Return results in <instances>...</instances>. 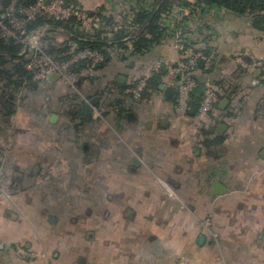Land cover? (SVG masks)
<instances>
[{"label": "crops", "instance_id": "1", "mask_svg": "<svg viewBox=\"0 0 264 264\" xmlns=\"http://www.w3.org/2000/svg\"><path fill=\"white\" fill-rule=\"evenodd\" d=\"M73 1L80 6L78 0ZM83 2L80 7L100 21L95 27L98 29L89 34L93 35L102 29L104 33L100 36L109 43L116 42V33L109 32L112 27L106 26V18L113 19L110 23L113 27L124 22L128 24L126 17L131 11L152 4L151 0ZM179 9H184L179 11V16L169 14L168 18L164 19L170 37L155 49L152 55L136 58L128 64L117 59L113 64L102 67L96 73L101 83L99 89L95 93L90 88L85 92L87 97H93L97 92L102 94L97 110L105 113L108 119L102 120L106 130H97L103 140V147L99 150L101 160L97 166L100 171L98 175L104 187H112L113 193L109 196L115 202L114 209L110 210L109 214L104 213V210V218L113 220L116 235L128 229L129 232H125H128L131 242L136 240L139 234H148V242L141 241L140 246L132 245L131 242L114 246L116 258L112 261L110 259L108 263L103 259L102 263L177 264L182 257L186 264H258L261 262V251H264V242L261 243L262 239L264 241V235L260 237L264 230V68H243L239 62L240 59L244 60L243 63L253 62L245 48H249L255 39L260 41L261 37L259 34L251 35L250 40L244 36L239 37L244 25H249V22L235 18L227 12L214 11L207 14L210 20L217 21L216 23L225 20V27H217V24L202 27L198 23L203 18L191 17L189 8H174L175 12ZM182 14L183 17L190 18L187 23L188 32L180 26ZM233 24L242 25V30L237 31L238 29L232 27ZM199 28L202 33H195ZM180 35L192 43L202 42V38L208 37L216 49L215 62L202 67L209 70L208 74L200 71L198 76L200 85L210 81L224 95L220 97L213 114L199 124L196 112L191 114L188 120L177 114L175 85L167 77L169 68L180 56L176 46ZM131 37L126 36L122 41ZM247 41L249 46H240ZM122 52L124 51L115 50V55ZM258 59L264 63V56L261 57V54ZM157 62H163L164 65L160 85L164 84L171 89V94L160 90V85L157 90H149L143 99H130L126 93L129 96L131 93H122L123 88H131L140 77L148 74ZM58 83V80L48 81L49 87ZM110 87L113 94L107 93ZM83 98L84 96L81 97L84 105ZM223 99H228L229 102L221 108ZM38 114L39 122L48 115H43L41 110H38ZM52 114L54 113H50V116ZM12 116L0 115V154L7 156V163L2 164L0 170L7 172L2 179L10 195L7 202L63 200L64 196L56 192L48 195L43 192V186H54L55 179L60 176V170H71L72 163H48L64 152L59 146L56 132L49 133L52 137L51 145L54 146L45 147L44 150L41 146H36L33 150L36 153L34 162L26 163L23 167L20 165V148L19 151L8 150L11 134L6 132ZM192 122V127H189ZM47 123L53 126L49 118ZM19 137L20 134L16 133L13 138ZM32 170L39 180L34 188V197L30 194L27 196L24 193L26 188L21 185L24 174L27 175V172ZM39 170H43L45 175L38 174ZM111 171V175L107 174ZM215 182H221L227 192L214 194ZM102 198L104 202L111 201L105 194ZM9 205L6 206L7 212H1L3 217L0 222V234L4 239L0 238V264L76 263L77 260L61 259V251L67 249L68 243H44L39 237L24 246L27 251L43 252L37 260H27L25 256L17 253L15 248L25 240L22 234H27L22 230L25 217L10 212ZM50 218H46V224L58 229L57 223L53 225L49 222ZM207 218L213 220L216 229L218 220H222L224 228L221 234L226 237L225 242L229 243L224 249L207 238L201 226L202 220ZM103 223L102 229L105 230L106 221ZM30 229L29 233L38 235L35 228ZM15 230L18 233L17 239L13 238ZM52 232L53 230L50 231ZM171 234H174L173 238L170 237ZM232 234L251 238L248 241L239 238L244 242H238L228 238V235ZM201 236H205L202 244L199 242ZM102 239L106 244L105 237ZM78 245L84 249L86 247L84 244ZM126 247L133 260L120 255ZM225 249L237 252L247 250L250 260L243 261V256H237L235 262L221 252ZM103 252H107L105 246ZM78 263L86 264L83 259L78 260Z\"/></svg>", "mask_w": 264, "mask_h": 264}, {"label": "rangeland", "instance_id": "2", "mask_svg": "<svg viewBox=\"0 0 264 264\" xmlns=\"http://www.w3.org/2000/svg\"><path fill=\"white\" fill-rule=\"evenodd\" d=\"M80 3V6L84 4L83 0H78ZM10 3V2H9ZM55 5V4H53ZM51 5V6H53ZM77 5V8H79V17L83 18V14H87V10H84L82 7ZM8 7V5H7ZM55 6H53L51 9L54 10ZM88 7V6H86ZM181 8V7H179ZM178 9V8H177ZM3 10V9H2ZM6 10V9H5ZM11 10V9H10ZM184 10V9H183ZM6 13V12H5ZM45 13V12H44ZM49 15L50 14H46ZM90 16V15H89ZM92 17V16H90ZM180 18H184L183 14ZM199 18V17H198ZM203 20L199 21V26H207L208 24L214 25L217 24V27H225L224 25L225 20L217 21L210 20V16H207L206 14L204 17H202ZM18 20H22L19 17L15 18ZM12 23L15 24V32L16 29H19V26L17 21L11 20ZM10 22V24L13 26V24ZM83 24V23H82ZM249 25H244V28L242 25H235L233 24L232 27H235V29H238L237 31L240 32L242 30L241 36H244L245 38L252 37L253 34H259L261 37L260 41H257L256 39L253 40L252 44L250 45L247 42L244 44H240V46L247 47L250 45L249 48H245L246 52L248 53V56L252 58V63H243L244 60L240 59L241 66H246V68L250 69H256V68H264V63L261 62L260 59H258L259 54H261V57L264 56V34L254 32L253 29ZM119 25V26H118ZM116 27H112L111 32H116L121 30L124 26L123 24H118ZM167 26V24H164ZM123 26V27H122ZM171 26V25H168ZM97 27V26H95ZM93 27V28H95ZM81 30L89 33L90 31L84 26L81 25ZM98 28H95L94 31H96ZM105 29V28H104ZM108 29V28H107ZM106 30V29H105ZM111 30V28L109 29ZM37 30H31V33L24 35L21 32H25V29H21L20 33L18 34V37H15L14 39L18 41L19 44H21V51L19 55L23 54L22 56L28 60V62L32 61L34 58V55L37 53L38 50H42L44 53H46L48 56H51L47 50V38H51L55 41L56 44H64L66 40L70 38L68 36L69 34L66 33L64 29L61 28H51L47 30H42L39 34H34ZM244 31V32H243ZM26 32H30L27 31ZM12 33V30H11ZM179 33V32H177ZM14 34V33H12ZM180 34V33H179ZM22 37V38H21ZM27 37H29L27 40ZM181 37V35H180ZM201 38V37H199ZM26 40V41H25ZM239 47V46H236ZM195 48H197L195 46ZM243 48V47H242ZM181 55V54H179ZM52 57V56H51ZM178 60L180 59V56L178 57ZM243 61V62H242ZM246 61V60H245ZM30 63L27 65V69L29 70ZM163 64V62H162ZM32 73V72H31ZM97 73V72H96ZM198 73V72H197ZM36 76V74L33 73V78ZM94 77L98 78V75L95 74ZM143 77V76H142ZM141 78V77H140ZM151 78V77H150ZM36 80V79H35ZM82 79L80 81H83ZM48 81V80H47ZM47 81H39V88L37 90H33L31 92H28L27 94H24L25 91H19V94L17 96V106L15 113L13 114L12 118L10 119L8 127V131L6 134H11L9 138V144L10 147L9 151L18 150L19 148L21 150V166H26V163H33V158L35 157L34 148L36 146H41L44 150L45 147L49 148L51 145L52 137L49 133L52 132H65L68 131L66 128V123L62 122L57 126H52L47 123L48 118L50 117V113H54L57 115H60L63 117V114L67 109H65L63 106V103H65V100L61 101V98L64 96H68L70 94H76L79 97L84 96L85 101L90 103V98L87 97L85 92L91 89L93 93L96 92V90L99 89L100 82H97L96 84L89 85L87 82L83 81L82 85L72 83L71 81H68L64 78L58 79L60 83L49 87ZM138 82V81H137ZM137 82L134 84L136 86ZM90 88V89H89ZM40 93V94H39ZM92 95V94H90ZM83 98V99H84ZM143 99V97H136ZM67 99V98H66ZM53 112H51L52 110ZM38 110H41L43 115L47 113V118L41 120L39 122V114ZM93 117L97 118L99 120L101 116V120H108L105 113H103L100 110H93L92 111ZM141 115V114H139ZM190 117H187L186 120H188ZM209 117L205 118L203 121L207 120ZM63 120V119H62ZM60 120V121H62ZM1 124V123H0ZM193 122L190 123L188 126L192 127ZM197 128V125H196ZM92 129V128H91ZM6 130V129H5ZM96 130H106V126H104L103 123H101ZM63 131V132H62ZM90 131V130H89ZM16 133L20 134L19 138H13ZM48 133V134H47ZM70 133V130H69ZM62 136L68 137L63 133ZM62 136V143H59V146L63 147L65 145V139ZM70 139V136H69ZM7 149V148H6ZM24 149V150H22ZM53 152V151H52ZM59 152V151H58ZM54 153V152H53ZM62 154L59 156H56V160H52V162L59 161V162H68L71 163L73 161L72 158L68 159L66 155ZM6 154V153H5ZM79 156L77 157V164H79V171L76 172V174H71L72 170H60L59 174L61 175L60 180H68L70 185L67 186L65 182H61L60 186L57 188L55 186H50L47 184V186H43L45 193H55L64 195L63 200H58L56 202L50 201V202H16L13 203L7 202V200H10V195L6 190L5 185L3 184L2 179L4 176H6V171L0 170V222L1 218L3 217L2 211L7 212L6 206L9 205L10 212H14L15 214L19 216L25 217L24 221V227H22L23 232L26 231L27 234H22L23 236V243H20L15 249L17 253L21 254V251H24L25 258L27 260H37L39 258V255H41L43 252H34V251H27L24 246L27 244V242L32 243L38 237L41 239L44 243H50V241H58L60 244L68 243L67 249L61 251V259L64 260H77L75 264H79L78 260H85L86 264H103V259H106L105 263H108V261L111 259H115L114 257V246H117L118 244H128L131 242L129 234H127L129 231L128 229H125L121 231V234L116 235V231L113 229V220H107V218H104V210L110 211L114 209V203L113 200L104 202L102 196L105 194V196L109 197V194L113 193V190H111L112 187H104L101 183L102 180L99 177V169L97 170L98 166V158L99 156L97 154L91 155L89 158L85 156L84 154H81L77 152ZM48 157V156H47ZM58 158V159H57ZM7 160V156L4 154H0V166L4 164ZM7 163V162H6ZM84 163L86 166L82 167ZM26 164V165H25ZM31 167V166H30ZM113 172H107V174L111 175ZM35 172L32 170L30 172H27V175L24 174L23 179L21 180L22 187L25 189V194L28 196L30 194L32 197L34 194V188L36 185V182L39 180L35 177ZM45 175V174H44ZM60 180H58L60 182ZM42 182V181H41ZM74 182H78V185L74 184ZM72 183V185H71ZM42 185V184H41ZM80 185V186H79ZM88 189V190H87ZM104 202V203H102ZM104 205V207H103ZM50 216L51 218L57 217V224L58 229L52 228V226H49L46 224V218ZM103 221H106L105 230L102 229V226L104 225ZM208 221V222H207ZM222 220H218V226L216 229V225L213 223V220L211 218H207L206 220H202L201 226L205 230V233L207 235V238L212 240L214 243L219 244L222 249L223 247H226L229 245V243L225 242V236L221 234V230H223ZM31 228H35V232H38L36 234H33L32 232L29 233ZM51 228V229H50ZM237 228V226H236ZM21 230V231H22ZM50 233V231H52ZM105 231V232H104ZM15 234L13 235V238L17 239L18 233H16V230L13 231ZM158 232V231H157ZM155 232V233H157ZM105 233V236H104ZM158 236L159 234H155V236ZM171 234L170 237H172ZM160 236V235H159ZM4 237L0 234V238ZM102 237H105V243H103ZM169 237V238H170ZM12 238V237H11ZM228 238H231V240H237L238 242H244L248 241L250 238L246 235H236L232 234L231 236L228 235ZM239 238L244 239V241H240ZM4 239V238H2ZM6 239V238H5ZM141 241L148 242V234H139L137 235L136 240L132 241V245L140 246ZM264 242L263 239L261 240V243ZM78 244H84L86 245L85 249L81 248ZM104 244V245H103ZM263 244V243H262ZM104 246L107 248V252H103ZM118 248V247H116ZM225 257L227 258V255L229 258H231L233 261L236 262L237 256H243V261L250 260V257L247 255V250L245 251H232V250H223L221 251ZM257 251H255L256 254ZM141 253V252H140ZM139 253V254H140ZM254 254V256H255ZM22 255V254H21ZM122 257H126L127 259L130 258L133 260L134 258L131 257V254L129 253L127 247L125 250L121 252ZM24 256V255H22ZM105 256V257H104ZM246 256V257H245ZM256 257V256H255ZM264 251H261V262H258V264H264ZM177 264H186L184 262V258L180 257Z\"/></svg>", "mask_w": 264, "mask_h": 264}, {"label": "trees", "instance_id": "3", "mask_svg": "<svg viewBox=\"0 0 264 264\" xmlns=\"http://www.w3.org/2000/svg\"><path fill=\"white\" fill-rule=\"evenodd\" d=\"M68 4L77 6L73 0H65ZM141 1V0H140ZM152 4L146 7H141L136 11H131L126 18L129 23H123V28L114 33L116 42H106L102 40L100 34L104 31L99 29L95 34L91 35L81 30V21L76 17L62 19L55 16L40 15L37 19L27 25L28 31L36 30L44 26L61 28L66 31L70 38L64 44H56L51 38H47V52L56 60H68L72 54L83 48L98 50L105 55V62L101 64L96 72L102 67L113 64L115 60H119L128 64L139 57H148L153 54V51L161 46L170 36L169 28L164 25V15H169L174 12L175 7H184L190 9L191 17H199L202 19L204 15L210 12H227L238 19L247 20L250 23L251 29L254 32L264 34V0H151ZM10 0H0V5L6 7ZM21 5L29 6L35 3V0H20ZM190 19V18H189ZM187 17L181 18L180 26L184 31H187ZM107 27H113L110 23L113 19L104 20ZM202 33V30L197 29L195 33ZM126 36H132L127 41H122ZM202 42L191 43L197 47V51L211 56L216 50L211 44V39L208 37L202 38ZM118 41V42H117ZM131 45V46H130ZM115 50H123L121 54L115 55ZM21 44L14 38H0V115L11 117L15 113L17 96L19 91H25L24 94L37 90L39 81L33 78V73L27 69L28 60L20 56ZM119 53V52H118ZM216 54L213 55L212 63L215 62ZM203 71L208 74L209 70L198 68V72ZM163 69L154 72L149 79L147 89L142 95L145 97L149 90H157L160 85V79ZM196 78L200 83L198 73ZM83 81L89 85L100 82L99 77L85 78ZM83 81L79 82L82 85ZM48 82V81H47ZM127 87V86H126ZM128 86L127 88H129ZM127 89L123 88L122 93L125 94ZM219 97L224 94L217 88ZM113 89L109 94H113ZM126 95L130 98H136L133 94ZM67 98V99H66ZM194 102L198 103L201 99V93L197 90L193 94ZM64 108H70L69 114L76 117H85L86 112L83 106L81 97L76 94L66 95L61 98ZM40 112V111H39Z\"/></svg>", "mask_w": 264, "mask_h": 264}, {"label": "built area", "instance_id": "4", "mask_svg": "<svg viewBox=\"0 0 264 264\" xmlns=\"http://www.w3.org/2000/svg\"><path fill=\"white\" fill-rule=\"evenodd\" d=\"M51 5L55 6L53 8L54 10L51 9L53 7ZM78 11L79 8H77V6L68 4L65 0H35V3L29 6L21 5L20 0H10L8 7L0 5V38L11 39L18 37L21 29H25V32H21L23 36L28 33L30 34L31 31L26 32V30L28 31L27 25L34 22L40 15L46 14L62 19L76 17L81 21V25H84L90 32H93L95 29L93 27L97 26L100 22L99 19L90 17L88 14H83L84 17L81 18L79 17ZM179 11L183 10L179 9L176 12L174 11L175 13L172 12L170 16L173 14L174 17L179 16ZM16 17L22 20L15 19ZM164 18L166 19L168 16L164 15ZM11 20L19 22L18 25L20 26L19 29H16V32L14 31L15 24L12 23ZM51 28V26L38 28L34 34H39L42 30L44 31ZM11 30L14 34L11 33ZM28 38L29 37H27V40H29ZM176 46L181 54V60H176L173 63L169 68V75L167 76L175 85V109L182 119H186L191 115V108L196 106V119L199 124L205 118L213 114L220 99L212 82L207 81L203 85H200L196 78L198 68L201 67V61H204V65L210 66L212 64L213 55H215L216 52L214 51L211 56H207L205 53L197 51V48L191 45L189 40L183 36L177 41ZM22 55L23 54L20 56ZM104 62V53L90 48H83L72 54L68 60L64 61L56 60L48 56L42 50H38L31 63L29 61L28 64L30 63L31 67L29 71L36 74L34 79L37 81H47L51 74L56 73L59 79L61 77L72 83L78 84L82 79L94 77L96 69ZM160 69H164V65L162 62H157L148 74L138 80L136 86L133 85L129 88L128 92L135 97H141L147 89L150 77L154 72H158ZM167 77H165V79ZM200 86H204L205 90L201 94L200 101L195 103L193 94ZM21 254L24 256L27 255L24 251H21Z\"/></svg>", "mask_w": 264, "mask_h": 264}, {"label": "flooded vegetation", "instance_id": "5", "mask_svg": "<svg viewBox=\"0 0 264 264\" xmlns=\"http://www.w3.org/2000/svg\"><path fill=\"white\" fill-rule=\"evenodd\" d=\"M111 88L112 87L108 88V92H111ZM128 90H126V91L128 92ZM101 95H102L101 93L97 92L95 96H93V97L90 96L91 97L89 100L90 103L86 102V101L84 102V105H83L84 109H85L87 104H89L91 106V113L90 114H87L86 109H85V112H86L85 117H79L78 118V117L74 116L73 114H69L70 108H65L67 110L63 114V117L58 115L59 116L58 120L55 123H52L53 126H57L60 123L64 122V123H66V125H65V126H67L66 128H68L67 129L68 131H65V132L62 131V132L66 136L68 134L70 136V139H69V136L63 137L62 136L63 133H61L59 131L56 132V137H57L58 143H62V141H63L60 136H62L63 138H66L65 139L66 143L62 147L63 148L62 150L65 152V153L63 152V155H66L67 157H69L68 159L74 158L73 161L71 162L72 163L71 164V170H72L71 174H76V172L79 171L78 170L79 164L76 163L77 159H78L77 157L79 156L78 154H76L77 152L80 153V151H81V154H84L83 155L84 158H85V156L89 158L91 155L97 154L99 156L98 162H99V160H101V156L99 155V150L101 149V147H103V140L100 138L101 135L98 134L96 129L98 128V126L103 121L100 119L101 116L98 120L96 117L94 118L92 115L93 110L99 109L98 103L100 101ZM60 120H62V121H60ZM91 128L93 129L92 131H91ZM69 130H70V133H69ZM87 132H89V134ZM73 148H76V150H74ZM74 161H76V162H74ZM48 163L52 164V161L48 162ZM82 164H83L82 167L86 166L84 163H82ZM43 173H44L43 170L38 171V174H43ZM47 174H49V173H47ZM60 178H61V175L58 176V179H55L54 186L57 188L60 186L61 182H63L62 179L60 180ZM58 180H60V182ZM65 183L67 184V186L70 185L69 182H65ZM74 184L77 185L78 182H75ZM61 195H63V194H61ZM108 198L110 200L113 199L111 196H109ZM104 213L109 214L110 211L105 210ZM50 219L51 220H49V222L51 224L54 225L57 223V220L55 218H50Z\"/></svg>", "mask_w": 264, "mask_h": 264}, {"label": "water", "instance_id": "6", "mask_svg": "<svg viewBox=\"0 0 264 264\" xmlns=\"http://www.w3.org/2000/svg\"><path fill=\"white\" fill-rule=\"evenodd\" d=\"M200 66L201 67L204 66V61L203 60L201 61ZM58 79H59L58 74L53 73V74H51L49 76L48 81L53 82V81H56ZM121 79L122 78H119V80H121ZM160 90L165 91L166 94H171V92H172V90L169 89V88H167L164 84L160 85ZM204 90H205L204 86H200L197 89V92L202 94L204 92ZM228 102H229L228 99H223L221 101L220 107L223 108ZM85 109H86L87 114H90L91 113V106L89 104L86 105ZM196 111H197V107L196 106H193L191 108L190 113L191 114H194ZM129 116L131 117L132 115H129ZM58 117L59 116L57 114H52L49 117V122L50 123H55L58 120ZM226 192H227V188H225V186L221 182H215V184H214V194L219 195V194H224ZM49 220H51V219H49ZM263 235H264V230L261 233L260 237H262ZM204 241H205V236H201L199 238L200 244L204 243Z\"/></svg>", "mask_w": 264, "mask_h": 264}]
</instances>
